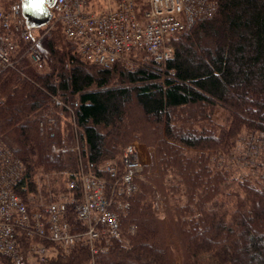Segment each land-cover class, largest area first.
<instances>
[{"label":"trees","instance_id":"1","mask_svg":"<svg viewBox=\"0 0 264 264\" xmlns=\"http://www.w3.org/2000/svg\"><path fill=\"white\" fill-rule=\"evenodd\" d=\"M215 1L169 60L131 71L88 61L60 24L35 30L42 71L19 42L16 68L0 75V138L22 163L21 199L79 198L68 182L81 170L110 183L104 163L121 165L131 142L150 155L119 240L93 260L80 244L36 264H264V180L220 162L243 132L264 134V0Z\"/></svg>","mask_w":264,"mask_h":264},{"label":"built area","instance_id":"2","mask_svg":"<svg viewBox=\"0 0 264 264\" xmlns=\"http://www.w3.org/2000/svg\"><path fill=\"white\" fill-rule=\"evenodd\" d=\"M45 5L50 17L44 27L60 24L85 59L101 67L120 64L129 70L148 60H169L176 35L189 32L217 10L215 0H55L53 6ZM36 36L22 16V0L0 8V75L16 68L21 41L30 63L38 71L44 69ZM120 162L107 161L102 167L110 183L81 170L78 183L68 182L72 190L79 184V198L64 195L39 208L34 196L24 201L13 191L23 166L0 138V255L10 264H31L30 257L44 262L80 244L88 247L92 260L105 253L108 238L122 237L121 219L137 191L135 180L143 165L134 144L122 149ZM70 213L75 222H70ZM135 229L130 225L128 232Z\"/></svg>","mask_w":264,"mask_h":264},{"label":"rangeland","instance_id":"3","mask_svg":"<svg viewBox=\"0 0 264 264\" xmlns=\"http://www.w3.org/2000/svg\"><path fill=\"white\" fill-rule=\"evenodd\" d=\"M2 3L3 2L0 1V6H2L1 5ZM32 33L34 35H38L35 29L32 30ZM21 43L24 44V42L22 41ZM129 144H134L136 146L141 143L131 142ZM222 160L225 162L226 167L231 170V173L234 176H237L240 178L252 177L253 179L264 180V137L260 136L259 133L251 134L249 132H243L238 137V141H237L235 149L230 153V155L222 156V159L220 158V162L224 163L222 162ZM149 163L144 164L142 162L143 164L142 168L145 165H148ZM29 261H31L32 264H36L32 257L29 258Z\"/></svg>","mask_w":264,"mask_h":264},{"label":"water","instance_id":"4","mask_svg":"<svg viewBox=\"0 0 264 264\" xmlns=\"http://www.w3.org/2000/svg\"><path fill=\"white\" fill-rule=\"evenodd\" d=\"M55 0H22V16L29 29H40L44 27L49 20L50 14L46 7L53 6Z\"/></svg>","mask_w":264,"mask_h":264},{"label":"crops","instance_id":"5","mask_svg":"<svg viewBox=\"0 0 264 264\" xmlns=\"http://www.w3.org/2000/svg\"><path fill=\"white\" fill-rule=\"evenodd\" d=\"M136 149L138 151V154L140 156V159L144 164H147L150 162V155L148 153L147 148L143 144L136 145Z\"/></svg>","mask_w":264,"mask_h":264},{"label":"snow or ice","instance_id":"6","mask_svg":"<svg viewBox=\"0 0 264 264\" xmlns=\"http://www.w3.org/2000/svg\"><path fill=\"white\" fill-rule=\"evenodd\" d=\"M41 2H42V0H41Z\"/></svg>","mask_w":264,"mask_h":264}]
</instances>
